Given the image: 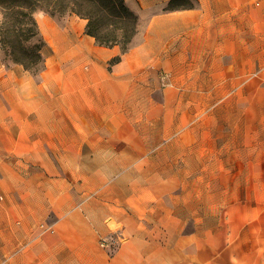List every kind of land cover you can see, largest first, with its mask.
<instances>
[{"label":"crops","instance_id":"obj_1","mask_svg":"<svg viewBox=\"0 0 264 264\" xmlns=\"http://www.w3.org/2000/svg\"><path fill=\"white\" fill-rule=\"evenodd\" d=\"M170 1L125 0L137 15H151L154 19L149 27L141 28L129 50L121 54L115 66L118 90L113 86L114 78L102 86L96 83L93 69L85 70L88 68L84 67L85 57L75 58L72 66H67L71 62L65 63V70H61L64 84L57 80L50 66L43 72L40 83L29 73L13 69L17 84L27 85L35 93L28 105H46L51 93L57 96L55 103L62 113L58 123L41 120L29 125L30 133L44 137L50 133L42 127L59 125L65 142H74L67 140L73 137L83 139L79 120L84 123L82 118L91 119L94 113L108 110L107 97L115 94H122L129 103L133 96H140V110L148 111V97L165 85L161 77L165 74L166 89L177 97L171 110L180 113L179 133L187 132L189 137L187 141L182 135L174 139L179 145L175 158L196 162L188 168V174L239 175L244 171L242 161L259 159L258 148L245 151L243 147V144L259 145L258 126L246 125L245 137L242 130L236 133L237 138L223 135L220 121L232 97L259 93V64L264 50V27H260L259 15L264 0H195V7L165 13ZM73 16L79 18L71 23L77 28V49L98 54L99 60H103L100 63H108L117 56V49L99 46L85 34V19ZM202 112L207 113L204 119L207 129L203 131L196 125ZM228 160L236 161V165L239 161L240 167L227 166ZM203 188L207 191L206 185ZM242 203L235 200L223 206L221 213L223 209L229 210L227 223L220 231L223 233L220 244L207 238L206 198L195 220L203 225L202 235L199 228L187 229L196 212L194 201L185 195L159 199L150 209L147 202H141V210L123 206V211H119L117 205H109L106 211L96 213L98 218H92L95 221L79 215L67 216L56 223L61 230L55 236L59 244L52 246L48 239L52 235L37 244L51 254L61 250V264H264V218L258 208L247 205L241 208L238 204ZM104 219H114L123 225V232H119L123 236H118L124 242L118 244L110 257L94 246L95 238L109 227Z\"/></svg>","mask_w":264,"mask_h":264},{"label":"rangeland","instance_id":"obj_2","mask_svg":"<svg viewBox=\"0 0 264 264\" xmlns=\"http://www.w3.org/2000/svg\"><path fill=\"white\" fill-rule=\"evenodd\" d=\"M196 5L195 0H178L169 8L165 7L164 12ZM138 17V33L134 40L141 28L149 27L154 19L151 15ZM34 18L39 39L44 44L42 71L26 70L23 65L7 59L0 50V264H61V250L51 254L37 241L52 235L48 238L52 246L59 244L60 240L55 236L61 230L56 223L62 218L79 215L91 221L99 210L106 211L113 204L119 211H123V206L141 210V202H147L150 209L159 199L171 200L185 195L194 201L196 212V217L187 223V229L199 228L202 235L203 225L196 224L195 220L203 210L206 198L207 238L217 244L223 240L220 231L228 220L226 212L229 209H223L221 213L226 202L243 201L238 204L241 208L255 206L264 218V50L259 64V93L232 97L225 117L220 121L222 134L228 136H237L236 133L243 130L245 137L246 125L258 126L259 145L243 144V147L245 151L258 148L260 158L242 161L244 171L239 175H191L187 173L188 168L196 162L175 158L179 145L174 139L182 135L187 141L189 137L187 132L179 133L180 113L171 110L177 97L166 89L165 74H161L165 85L148 97V111L140 110V96H133L129 103L122 94H115L107 97L108 110L94 113L91 119L82 118L84 123L79 120L83 139L73 137L67 140L74 142H65L59 125L42 127L50 133L44 137L31 134L29 125L41 123V120L58 123L62 113L55 103L57 96L51 93L46 105H28L35 93L29 86L17 84L13 69L29 73L40 83L43 72L50 66L57 80L64 84L61 70H65V63L71 62L67 66H72L75 58L85 57L84 67H88L85 70L93 69L96 83L102 86L106 80L114 78L113 86L118 90L115 66L124 53L121 45L109 47L118 50L117 56L108 63H100L103 60H99L98 54L76 47L77 28L71 23L79 18L73 15L52 17L42 10H37ZM259 19L260 27H264V9H261ZM34 43L37 39L25 44ZM104 97H101L102 101ZM199 115L197 129L206 130L207 113ZM76 140H82V143ZM236 164V161H227L229 167L239 168V161ZM167 172L178 174L167 175ZM176 185H179L177 190ZM205 185L207 191H204ZM247 210L251 215V208ZM104 224L109 227L95 238L94 246L110 257L118 244L124 242L118 236H123L119 233L123 225L114 219H104ZM103 240H106L105 245Z\"/></svg>","mask_w":264,"mask_h":264},{"label":"trees","instance_id":"obj_3","mask_svg":"<svg viewBox=\"0 0 264 264\" xmlns=\"http://www.w3.org/2000/svg\"><path fill=\"white\" fill-rule=\"evenodd\" d=\"M176 1L171 0L167 7ZM178 9L170 8L171 11ZM0 10V50L7 59L34 73L42 71L45 65L41 53L44 44L39 39L34 18L37 10L52 17L76 15L85 19V33L99 46L121 45L124 52L138 33L139 17L125 0H0ZM34 39L37 43L25 44Z\"/></svg>","mask_w":264,"mask_h":264},{"label":"built area","instance_id":"obj_4","mask_svg":"<svg viewBox=\"0 0 264 264\" xmlns=\"http://www.w3.org/2000/svg\"><path fill=\"white\" fill-rule=\"evenodd\" d=\"M102 244L105 245V244H106V240H103V241H102Z\"/></svg>","mask_w":264,"mask_h":264},{"label":"bare ground","instance_id":"obj_5","mask_svg":"<svg viewBox=\"0 0 264 264\" xmlns=\"http://www.w3.org/2000/svg\"><path fill=\"white\" fill-rule=\"evenodd\" d=\"M43 24H44V21H43Z\"/></svg>","mask_w":264,"mask_h":264}]
</instances>
